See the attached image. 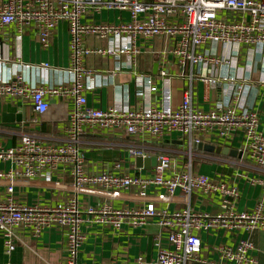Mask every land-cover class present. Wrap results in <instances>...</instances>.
Segmentation results:
<instances>
[{
    "label": "built area",
    "instance_id": "built-area-1",
    "mask_svg": "<svg viewBox=\"0 0 264 264\" xmlns=\"http://www.w3.org/2000/svg\"><path fill=\"white\" fill-rule=\"evenodd\" d=\"M102 12L126 13L129 20L117 24L83 21ZM62 24L67 29L68 65L61 71L72 76L71 84L52 85L42 79L45 78L43 73L56 70L48 63L25 64L18 57L12 59L0 55V101H20L29 105L34 115L31 124H36L46 113L51 99L71 97L74 101L64 130V144H47L28 134L11 147H5L0 140V163L10 164L8 171H0V183L6 187V198L0 201V237L5 253L9 255L14 250L13 229L28 230L37 237L56 228L66 236L65 264H78L77 253L85 239L82 225L120 230L124 224L138 228L156 219L160 229L167 232L169 248L160 249L154 261L139 257L133 264H196L202 249L201 232L242 230L249 234L264 230V177L250 182L261 186V200L252 211L238 212L235 210L238 188L193 172L190 154L181 170L174 169L168 156L156 155L152 174L139 177L116 175L110 171L89 173L78 148L79 137L86 129L120 130L129 136H147L155 140L176 132L188 140L190 150L202 142L201 136L214 135L216 139L229 141L240 133L248 158L264 174V133L258 131L259 116L251 108L239 106L247 82L245 77L238 81L233 76L201 77V82L210 88L219 87L223 81L232 86L230 100L233 104L216 103L206 112L193 106L190 90L184 91L177 106L90 108L86 105L82 84L91 74L84 66L86 57H133L139 53L137 40L171 38L175 45L170 53L182 64L186 61L216 66L230 64L232 52L217 57L211 52L210 45L264 50V0H0V32L14 26L13 38L16 40H21L28 32L33 33L41 47L47 48ZM88 37L112 43L119 40V43L104 48H86L83 43ZM123 40L126 41L123 43ZM31 70L40 74L38 83L25 76L24 73ZM145 84L150 91L155 90L149 80ZM260 84L264 87V78ZM169 98L167 94V101ZM129 154L134 158L148 157L138 149H131ZM58 166L70 168L71 191L75 195L88 188L111 196L134 190L137 204L130 209H115L109 203L81 209L75 197L55 206H26L13 200V190L19 181H30L41 172L50 174ZM150 188H160L163 194L150 195ZM176 192L185 197L219 195L220 212L209 214L190 208L168 212L157 208L161 201H173ZM253 250L248 239L240 240L232 248H217L226 264H257Z\"/></svg>",
    "mask_w": 264,
    "mask_h": 264
},
{
    "label": "crops",
    "instance_id": "crops-1",
    "mask_svg": "<svg viewBox=\"0 0 264 264\" xmlns=\"http://www.w3.org/2000/svg\"><path fill=\"white\" fill-rule=\"evenodd\" d=\"M126 13L102 12L99 15L83 19L84 22H108L117 24L127 22ZM15 27H5L0 32V55L4 58H20L25 64L38 65L48 63L51 70L43 73L49 84H71L72 76L61 71L68 65V37L64 24L60 25L50 40L47 48H42L33 33H27L21 40L13 38ZM98 40L88 37L84 47H107L119 43L114 40ZM126 40H123V43ZM139 53L126 55L118 59L100 56H88L84 60L85 68L91 74L83 79V95L90 108L106 110L108 108H160L166 104L177 106L184 91L192 93L193 106L200 111H209L216 103L224 106L233 104L230 100L232 86L223 81L219 87L210 88L201 82V77L228 78L245 77L244 92L240 96L239 106L256 111L259 116L258 131L264 133V87L260 80L264 78V50L254 48H223L210 45L217 57L232 52L230 64L216 66L212 63L184 64L170 52L175 41L168 37H156L137 40ZM196 52H200L197 50ZM163 73V74H162ZM4 74L5 73L4 71ZM33 83L40 81V74L35 70L24 73ZM42 77V73H41ZM149 80L155 88L150 91L145 81ZM236 81V82H237ZM236 84V83H235ZM169 94V101L166 95ZM74 107L71 97H56L50 100L48 110L31 124L34 117L29 105L20 101H0V140L5 147L15 145L23 135H33L42 142L53 145L65 143V127L70 112ZM3 109L6 114L21 115L17 122H2ZM203 144L235 150L236 157L217 155L190 150L188 140L173 132L162 140L147 136H129L120 130L97 131L84 130L79 137L78 148L84 158L85 169L89 173L110 171L116 175L146 177L152 174L154 167L138 166L136 159L129 154L131 149H138L148 155L146 158L164 154L171 160L174 169L181 170L191 157L193 172L212 179L233 184L238 188L239 197L235 203L238 212L252 211L261 200L262 189L252 185V179L263 178L244 149L242 134L236 133L231 140L216 139L214 135L201 136ZM10 164L0 163V171H8ZM73 179L69 167L58 166L50 174L41 172L30 181H19L13 190L15 202L26 205L55 206L75 197L81 209L109 203L115 209H130L137 204L135 191L110 193L88 188L77 195L71 191ZM163 194L160 188H150L148 194ZM6 198V187L0 183V201ZM219 195L202 196L193 194L185 197L176 192L173 201H161L157 208L168 212L190 208L196 212L216 214L220 212ZM84 242L80 246L76 262L78 264H133L141 257L154 261L160 249H168L167 232L161 230L156 219L146 226L133 228L124 224L120 230L100 225L84 224L81 227ZM14 250L7 255L0 237V264H65L66 236L59 229L51 228L35 237L28 230L13 229ZM202 249L196 264H226L217 252L219 247H234L240 240L248 239L254 250L252 255L257 264H264V230L246 233L237 231H210L199 234ZM231 264V263H230Z\"/></svg>",
    "mask_w": 264,
    "mask_h": 264
},
{
    "label": "water",
    "instance_id": "water-1",
    "mask_svg": "<svg viewBox=\"0 0 264 264\" xmlns=\"http://www.w3.org/2000/svg\"><path fill=\"white\" fill-rule=\"evenodd\" d=\"M13 118L19 122L20 119L22 120L21 115H11V114H6L5 110L3 109V113L1 116L2 122H12ZM195 150L198 151H203L207 153H215L217 155H223V156H229V157H236V154H238L235 150H230L228 148H221V147H214L212 145H207L203 143H199L198 145L194 146ZM136 162L138 166H146V167H154L156 165V158L155 157H150V158H137Z\"/></svg>",
    "mask_w": 264,
    "mask_h": 264
}]
</instances>
